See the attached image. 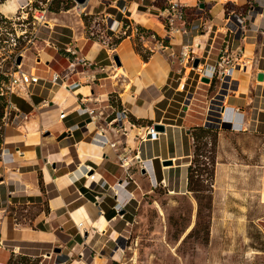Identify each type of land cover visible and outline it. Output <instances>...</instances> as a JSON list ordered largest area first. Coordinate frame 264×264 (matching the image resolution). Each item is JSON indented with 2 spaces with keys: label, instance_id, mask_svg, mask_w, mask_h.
Returning a JSON list of instances; mask_svg holds the SVG:
<instances>
[{
  "label": "rangeland",
  "instance_id": "1",
  "mask_svg": "<svg viewBox=\"0 0 264 264\" xmlns=\"http://www.w3.org/2000/svg\"><path fill=\"white\" fill-rule=\"evenodd\" d=\"M162 1L154 0L153 3L161 5ZM216 1L219 4L220 0ZM234 1L237 5L240 4L239 0ZM11 3L12 1L8 4L9 8ZM234 8L230 4L227 10ZM198 13L195 9L191 13H186V21ZM80 22L73 15L62 16L55 22L52 31L42 32L39 38L60 48L59 43H62L59 42L60 39L71 41L74 38L72 34L67 36L61 33L58 25L73 24L76 26L75 35L82 37V26H85L86 20L82 19ZM41 40L31 44L26 42V38H22L15 42V46L8 40L7 43H0V86L6 83L8 74L15 70L11 67V61L13 55L18 52L23 54L20 68L24 72H29L31 68L34 71L35 68L59 71L65 66L66 63L60 59L51 45L48 47ZM251 47L245 46V49ZM246 55L249 56L247 53ZM253 71L248 69L245 75L242 72L237 75L249 85L246 96L229 98L228 102L222 104L223 107L236 105L231 110L227 108L229 113L221 114L218 110L221 116H219L220 122L222 121L226 127L222 128L220 124L214 128L205 125L207 107L220 90L218 80L212 81V88L210 86L206 88L208 84L197 81L199 87L205 91H202L203 89L198 91L195 87L188 86L187 92L192 94L188 100L186 97L184 99L183 94L176 97V102L185 100L180 110L181 133L175 138L176 148L174 145L170 146L167 159H181L172 162V166H162L163 170L157 160L155 163V160L149 157L148 147L150 148L152 142L143 138L145 127L140 129L138 126L140 123H132L126 116V122H122L123 131L114 132L113 124L109 123L108 118L118 109L112 106V110L107 108L105 113L101 112L99 124L106 131V141L109 145H115L117 137L122 139L120 145L122 147L117 149L118 164L121 165V161L126 160L129 161L128 168L131 165L133 168L128 179L123 175L122 181L116 183L113 179H106V182L99 180L101 176L98 175V166L91 164L82 166L83 169H92L94 174L93 181L82 179L87 195L91 194L86 201L97 203L96 209L101 212L98 216L104 217L105 225L90 227L91 220L87 229L79 233L75 230L76 234L72 239L74 243L81 242L84 235L89 241L86 248L77 247L69 255L70 260H67L66 264H264V86L261 87L263 81H256L255 84ZM182 72L183 70L181 75ZM185 73H188V70H185ZM188 77L194 80L191 73ZM174 83L171 81L169 87L172 88ZM2 97L5 101L6 98ZM1 104L2 101H0L1 131L19 125V119L14 117L16 112L14 110L5 112ZM233 113L240 123L236 127L228 121L230 114ZM106 116L107 119L104 118ZM203 125L206 126L204 129L210 132L199 138V144H214V166L208 217L204 216L199 220L196 218L197 207L193 195L186 191V167L193 151L190 130L192 127H203ZM184 130L186 135H183ZM125 140L130 143H125ZM1 144L0 176L6 178L13 172L11 170L15 166H10L11 152L1 150ZM208 149L209 145L206 150ZM203 155L208 157L207 153ZM134 156L141 161L147 160L143 174L139 172L140 168L134 161ZM197 159L204 160L203 156ZM181 164L185 166L182 177L180 174L183 168H179ZM49 166L48 164V169ZM17 171L18 169H15V172ZM79 172L80 180L85 174L82 170ZM89 176L86 175L87 178ZM115 183L118 187L114 186ZM131 190H136L138 195L137 197L134 195V201H130L126 194ZM113 192L118 198L122 197V201L111 199ZM39 208H41L40 204L18 205L7 211L22 226L47 228V225L39 224L42 222H34V216ZM93 219L95 220L96 217ZM192 228H194L193 233L187 236ZM101 229L103 232L100 231ZM55 247L59 249V245ZM82 251L86 253L84 259L80 256ZM90 256L93 258L90 259ZM28 261L19 256L11 258V264L38 263Z\"/></svg>",
  "mask_w": 264,
  "mask_h": 264
},
{
  "label": "crops",
  "instance_id": "2",
  "mask_svg": "<svg viewBox=\"0 0 264 264\" xmlns=\"http://www.w3.org/2000/svg\"><path fill=\"white\" fill-rule=\"evenodd\" d=\"M198 1L203 9L187 21L188 35L190 41L192 39V43L200 47L199 53L213 33V43L210 45L211 49L206 58L210 66L214 59L215 44L220 38L219 32L224 31V24L219 19L222 4H218L216 0ZM185 11L191 13L192 9ZM131 19L142 28L155 32L160 30L159 23L153 16L134 13ZM258 23H260L259 19L255 18L253 24ZM202 25L208 29L204 31L200 28ZM58 28L67 36L73 35L76 59L87 61L89 66L82 73L77 68V73L68 81L72 83L69 85V90L64 91L45 83L34 87L30 97L25 100L16 97L20 100V108L26 113L16 108V102L11 103L18 110L19 114L15 113L14 116L20 122L16 127L4 128L0 142L1 150L11 152L10 166H15L8 177L0 176V264H6L10 258L16 256L36 260L37 264H66L67 260H70L69 255L77 247L86 248L89 241V238L85 239L84 235L81 242L74 243L72 239L75 237V230L79 233L87 229L91 220L90 227L105 225L104 217L98 216L101 212L96 209L97 203L86 201L91 194L87 195L82 185L83 180L78 179L79 171L84 164L96 165L98 175L101 176L99 180L106 182V179H113L114 182L119 183L123 175L129 178L133 166L128 168L129 165L121 167L118 164L117 149L122 147H120L122 144L120 137H117L113 147L100 149L95 145L93 140L97 132L96 127L89 123V118L81 112L82 108L97 109V112L105 113L106 104L110 106L108 108L110 110L113 107H121L135 122L140 123L138 124L140 129L154 123L162 124L165 132L159 133L157 139L150 143V148L148 147L151 160H157L160 164L161 161L169 158L170 146L174 145L176 148L175 138L181 133L179 126L181 105L185 102V97L188 100L192 95L188 94L187 87H195L198 91L203 89L199 87L197 81L187 77L189 75L185 73L187 69H184L182 75L179 74L176 77L175 73L178 71L181 73L182 70L176 62L169 66L165 59L157 54L142 60L140 52L133 49L127 41L118 43L110 56L96 43L76 36V26L73 24L58 25ZM246 37L245 46L252 47L246 50L244 46V55L247 56V53L249 57L252 56L251 69L254 70L252 76L255 81L256 75L261 73L259 70L264 69V48H261L263 38L259 33L254 32L252 27L248 30ZM174 38L176 44L182 43L179 36L176 35ZM60 40L59 42H66V40ZM112 56H117L119 67L110 65L109 60ZM49 70L57 71L50 68ZM206 70L209 72L210 69ZM29 72L33 73V68ZM239 72L235 68L232 71L229 70L226 72L223 83L219 82L220 90L206 110L205 125L213 128L219 125L218 110L224 109L221 114L229 113L228 109L236 107L235 104L231 106L225 104L226 107L222 104L228 102L229 98L237 99L240 96H246L249 92V85L241 76L237 77ZM44 73L45 70L40 69L37 74L43 79ZM242 73L245 75L247 72ZM172 80L175 83L171 88L169 86ZM211 83L212 81L206 88ZM180 94L184 97L181 103L176 102V97L181 96ZM110 96L114 100L113 107L109 102ZM59 111L65 114L61 120L57 118ZM97 112L94 113L97 114ZM233 115L234 113L230 114L228 121L236 127L240 123L238 117ZM113 117L114 115L111 114L109 121ZM172 117L174 119L171 120ZM104 118L107 119V116ZM97 125L101 126L99 122ZM101 127L104 129L103 126ZM183 135H186L185 130ZM104 136L106 138V131ZM126 142L130 143L128 140H125ZM117 145L119 146L116 147ZM179 168H183L180 174L182 177L185 166L181 164ZM15 169L18 171L15 172ZM161 169L163 170V167ZM116 183L114 186L118 187ZM114 194L113 192L111 199L116 198L122 201V197L118 198ZM126 194L130 201H134V195L138 196L136 190ZM37 204H40L41 208L34 216V222H42L39 224L41 226L45 224L47 228L22 226L7 211L18 205L37 206ZM94 217H96L95 220ZM75 223L78 224L74 225ZM80 223L82 228L78 229L77 226ZM100 231L103 232L102 229ZM55 245H59L61 249L59 252H53ZM80 256L84 259L86 253L82 251ZM91 258L93 257L90 256Z\"/></svg>",
  "mask_w": 264,
  "mask_h": 264
},
{
  "label": "built area",
  "instance_id": "3",
  "mask_svg": "<svg viewBox=\"0 0 264 264\" xmlns=\"http://www.w3.org/2000/svg\"><path fill=\"white\" fill-rule=\"evenodd\" d=\"M11 1V8H9L8 4ZM153 2L154 0H86L84 5H78L74 0H0V38L3 39L0 43L9 41L15 46L16 41L26 38L27 43L34 44L41 40L39 35L42 32L52 31L55 22L62 16L73 15L79 21L86 20L85 26H82V38L91 43H96L110 56L118 43L127 41L133 49L141 54H147L148 57L154 54L160 55L169 66L176 62L183 71L187 69L188 74L191 73L195 81L200 82L201 78H206L209 82L216 79L221 84L227 71H232L235 68L240 72H246L247 69H251L252 56L244 55L246 36L251 27L254 32L262 36L261 48H264V0H242L239 5L234 0L219 1L222 4L219 19L224 24V31H218L220 38L218 43H214L216 53L210 66L206 58L211 49L210 45L213 43V33L211 38L207 39V44L203 46V50L201 49L198 53L200 47L192 43V39L190 41L185 18L186 9L202 11L203 7H198L199 1L166 0L162 9L154 7ZM230 4L235 8L228 11L227 7ZM134 13L153 16L158 21L160 30L155 32L136 25L131 19V15ZM255 18L260 21L257 25L253 24ZM200 28L204 31L208 29L204 25ZM176 35L181 38L182 43L180 45L174 42ZM46 41L41 40L46 46L51 45L60 59L66 63L65 66L58 72L48 69L44 73V78L41 79L37 74L39 69L35 68V71L33 69V73L22 71L20 68L21 60L18 65L15 64V60L18 56L22 59L23 54L20 52L14 54L11 67L15 70L8 74L6 83L0 86V95L6 98L5 112L14 110L18 115V110L10 102L11 96L25 100L30 97L34 87L39 84L46 83L64 91L69 90V85L72 83L68 81L72 75L77 73V68L82 73L89 66L87 61L76 59L73 40L59 43L60 48H56L55 45ZM194 59H197L198 63L195 68H192ZM109 62L110 65L114 66L111 58ZM35 64L37 63L35 62ZM206 69H210L209 72ZM259 71L263 75L262 87L264 86V69ZM179 74L178 71L175 76L177 77ZM254 82L257 83L256 80ZM105 107L109 108L110 106L106 104ZM81 112L89 118V123L96 127L97 132L93 140L95 145L100 149L114 146L113 144L109 145L106 141L105 129L97 125L101 112L87 107L82 108ZM21 116L24 115L21 114ZM64 116V112L59 111L57 118L61 120ZM126 116V111L123 108L115 111L113 119L109 121L110 124H113L114 131H123L122 122H126ZM158 135L159 133L153 130L152 125L144 128L143 138L148 141H155ZM134 161L138 164L139 170H146L147 160L141 161L137 156H134ZM128 163L129 161L123 160L120 166L124 167ZM82 171L85 175H82L81 179L93 181L92 169L82 168ZM89 174L91 175L89 176ZM86 175L89 177L87 178Z\"/></svg>",
  "mask_w": 264,
  "mask_h": 264
},
{
  "label": "trees",
  "instance_id": "4",
  "mask_svg": "<svg viewBox=\"0 0 264 264\" xmlns=\"http://www.w3.org/2000/svg\"><path fill=\"white\" fill-rule=\"evenodd\" d=\"M165 2L166 0H163L161 5H155V3H153V5L158 9H162L165 6ZM2 40L3 39L0 38V41ZM140 57L142 58V60H146L148 58V55L140 53ZM212 84L213 83H211L210 88H212ZM10 99H11L10 102L12 104H15L16 102V105L18 106V107L16 106V108L19 111L26 113L20 108L21 106L19 99L15 97H11ZM12 100H14L15 102L13 103ZM0 101H2L1 105L4 106L5 101L2 95H0ZM109 102L112 104V106L114 105L113 98L111 96L109 97ZM116 108L118 110L121 109V107L118 106ZM127 118L129 119L130 122L137 124V122H135V120L128 114H127ZM2 132L3 130L0 133V142H1ZM208 132L210 131L204 129V127L196 126V127H192L189 133V136L192 139L193 151L191 153V159L189 161V164L186 167V191L193 195V199L195 200L197 207L196 218H198L199 220H201L204 216L208 217L207 214L209 213V209H210V192H211L210 185L212 184V172L214 166V157H213L214 144L213 143L199 144V138H201L202 135L207 134ZM208 145H209V149L206 150ZM204 153H207L208 157H205L203 155ZM202 156L204 160L199 161L197 157H202ZM154 162L156 163V161ZM193 231L194 228L191 229V231L188 233L187 236L193 233ZM19 258L26 259L29 261H36V260H30L29 258H26L24 256H19ZM6 264H11V258L8 260Z\"/></svg>",
  "mask_w": 264,
  "mask_h": 264
},
{
  "label": "water",
  "instance_id": "5",
  "mask_svg": "<svg viewBox=\"0 0 264 264\" xmlns=\"http://www.w3.org/2000/svg\"><path fill=\"white\" fill-rule=\"evenodd\" d=\"M78 5H84L85 4V2H86V0H74ZM198 7L199 8H202L203 6L200 4V5H198ZM20 57L18 56L17 58H16V60H15V64L16 65H18L19 63H20ZM112 61H113V63H114V65L116 66V67H119L120 66V63H119V61H118V58H117V56H112ZM197 63H198V60L197 59H194L193 60V62H192V68H195L196 67V65H197ZM263 75H262V73H258L257 75H256V81H262V77ZM200 82L201 83H204V84H208L209 83V81H208V79H206V78H202V79H200ZM211 102V101H210ZM219 111L220 112H223L224 111V109H219ZM219 126H221L222 128L223 127H226L225 126V124L224 123H222V121L220 122V125ZM203 127H206L205 125H203ZM228 127V126H227ZM152 128H153V130L155 131V132H157V133H164L165 132V129H164V126L162 125V124H158V123H154V124H152ZM217 128H219V127H217ZM160 165L161 166H172L173 165V163H172V161H171V159H167V160H163V161H161L160 162ZM140 173L141 174H143L144 173V170H140ZM59 251V249L58 248H55L54 250H53V252H58Z\"/></svg>",
  "mask_w": 264,
  "mask_h": 264
},
{
  "label": "bare ground",
  "instance_id": "6",
  "mask_svg": "<svg viewBox=\"0 0 264 264\" xmlns=\"http://www.w3.org/2000/svg\"><path fill=\"white\" fill-rule=\"evenodd\" d=\"M239 3H242V0H239ZM81 8V7H79ZM50 24V23H49ZM263 77V76H262ZM263 80V79H262ZM171 161L174 163L175 162V159H171ZM91 171V170H90ZM85 177V176H84ZM78 229H81L82 228V224L80 223L78 226Z\"/></svg>",
  "mask_w": 264,
  "mask_h": 264
}]
</instances>
